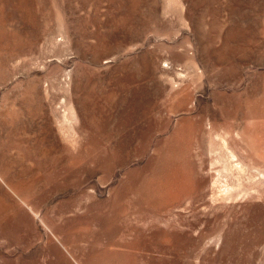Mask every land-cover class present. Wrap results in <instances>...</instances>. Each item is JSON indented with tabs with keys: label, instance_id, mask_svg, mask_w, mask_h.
I'll use <instances>...</instances> for the list:
<instances>
[{
	"label": "rangeland",
	"instance_id": "rangeland-1",
	"mask_svg": "<svg viewBox=\"0 0 264 264\" xmlns=\"http://www.w3.org/2000/svg\"><path fill=\"white\" fill-rule=\"evenodd\" d=\"M0 264H264V0H0Z\"/></svg>",
	"mask_w": 264,
	"mask_h": 264
}]
</instances>
